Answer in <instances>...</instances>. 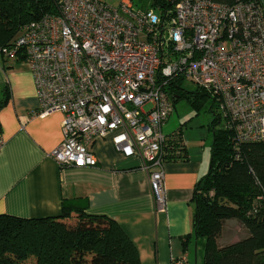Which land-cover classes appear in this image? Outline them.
Listing matches in <instances>:
<instances>
[{"label": "built area", "instance_id": "1", "mask_svg": "<svg viewBox=\"0 0 264 264\" xmlns=\"http://www.w3.org/2000/svg\"><path fill=\"white\" fill-rule=\"evenodd\" d=\"M166 7L58 0V11L23 25L4 57H23L39 116L62 113L58 164L95 166L110 137L139 156L157 211H166L163 126L174 111L167 83L182 76L216 100L234 143L264 144V5L261 0H165ZM4 144L0 122V149ZM240 154L237 155L239 157ZM171 264H188L187 257Z\"/></svg>", "mask_w": 264, "mask_h": 264}, {"label": "crops", "instance_id": "2", "mask_svg": "<svg viewBox=\"0 0 264 264\" xmlns=\"http://www.w3.org/2000/svg\"><path fill=\"white\" fill-rule=\"evenodd\" d=\"M176 105L174 104V108ZM33 75L23 59L0 56V214L27 218L58 215L63 202L116 220L135 243L140 264H171L187 257L203 264L205 240L194 232L197 183L211 166L213 133L208 119L178 113L175 108L163 132H180L186 158L165 162L166 211H157L149 176L139 156L126 157L110 137L90 145L95 166L61 167L52 156L62 143V113L39 116ZM249 235L239 219L224 222L218 246Z\"/></svg>", "mask_w": 264, "mask_h": 264}, {"label": "trees", "instance_id": "3", "mask_svg": "<svg viewBox=\"0 0 264 264\" xmlns=\"http://www.w3.org/2000/svg\"><path fill=\"white\" fill-rule=\"evenodd\" d=\"M166 5L165 0L152 3L156 9ZM57 11L58 0H0V56L23 25ZM184 81L175 77L165 86L173 102L186 99L199 112L212 99L214 113L211 166L193 197L194 232L205 240L203 264H264V144L249 141L237 148L214 97L199 87L187 90ZM164 147L169 159L187 157L180 132ZM228 219H239L249 235L220 247L217 239ZM0 264H140V260L135 243L116 220L64 201L58 215L0 214Z\"/></svg>", "mask_w": 264, "mask_h": 264}, {"label": "rangeland", "instance_id": "4", "mask_svg": "<svg viewBox=\"0 0 264 264\" xmlns=\"http://www.w3.org/2000/svg\"><path fill=\"white\" fill-rule=\"evenodd\" d=\"M105 1L109 2L111 4H114V5H117L119 2H121V0H105ZM153 1L154 0H133V2L136 4L137 7H141L144 10L149 8V7H152ZM20 29L16 32V34L14 35V37H12V39L10 41L15 39V37L18 35ZM183 86L187 90L197 89V85L190 82L189 80H185L183 82ZM174 104L176 105L175 108L177 109L178 113L183 114V115L187 114V116H192L195 119L199 118L198 119L199 122H202L204 124L207 123L208 119L214 118V113H212L210 111V107L212 105V99H208L205 106L199 112H197L186 99H180L179 101L175 102Z\"/></svg>", "mask_w": 264, "mask_h": 264}, {"label": "water", "instance_id": "5", "mask_svg": "<svg viewBox=\"0 0 264 264\" xmlns=\"http://www.w3.org/2000/svg\"><path fill=\"white\" fill-rule=\"evenodd\" d=\"M261 1H262L263 5H264V0H261Z\"/></svg>", "mask_w": 264, "mask_h": 264}]
</instances>
